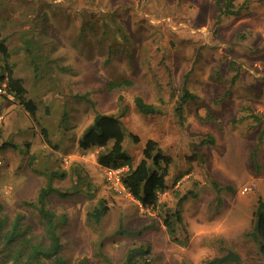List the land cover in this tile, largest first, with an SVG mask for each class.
Wrapping results in <instances>:
<instances>
[{"label":"rangeland","instance_id":"rangeland-1","mask_svg":"<svg viewBox=\"0 0 264 264\" xmlns=\"http://www.w3.org/2000/svg\"><path fill=\"white\" fill-rule=\"evenodd\" d=\"M218 1L225 4L0 0V39L36 105L32 119L14 97L0 94V146L16 145L0 147L7 224L20 216L26 234H44L39 208L25 201L55 171L52 184L68 193L50 192L45 205L59 222L66 264H129L128 250L138 247L148 250L147 264H203L230 250L241 261L225 264H264L248 236L264 199V0H232L221 15ZM124 80L130 83L107 87ZM184 84L193 96L181 122L174 109ZM135 96L160 112L140 113ZM97 113L120 114L138 135L123 143L133 165L148 138L172 156L157 207L141 206L107 180L96 161L101 148L78 146ZM99 198L109 209L100 222L88 221ZM179 203L172 238L163 218Z\"/></svg>","mask_w":264,"mask_h":264},{"label":"trees","instance_id":"trees-1","mask_svg":"<svg viewBox=\"0 0 264 264\" xmlns=\"http://www.w3.org/2000/svg\"><path fill=\"white\" fill-rule=\"evenodd\" d=\"M232 0L218 1L217 6L219 15L223 14L227 6H230ZM228 11V10H225ZM0 57L3 65L0 67V85L4 84L6 92L13 95L15 100L23 106L32 119L36 115L35 102L26 98V89L19 78L14 77L10 64L8 62L9 52L6 45L0 39ZM124 81H109L107 87L113 89L129 84ZM5 98L6 94H2ZM193 95L186 90V85L182 87V94L175 107V114L179 121L183 120V104ZM134 105L137 111L143 114H155L160 112V108L153 103L146 102L141 96L134 97ZM120 114L115 113H97L90 124H88L80 137L78 146L81 149L91 147L101 148L96 161L103 168H117L127 165V170L120 176V182L125 190L137 200L143 207H157L159 194L167 188V175L172 163V156L164 151L152 138L146 139L142 148V157L135 165L131 162V157L125 150L123 143L129 137L133 142H138L137 134L130 132L124 126ZM44 139L49 142L47 132L42 128ZM213 138L207 137L202 142L212 141ZM1 148L13 147L16 145L10 142H3ZM56 175L51 171L47 176L44 186H41L34 200L25 201L26 204L37 206L40 218L44 225V234L38 239L26 234L20 222V216H16L13 221L7 224V217L3 214V206L0 203V264H66L62 253L61 236L58 232V220L53 210L46 207L45 200L50 192H59L66 195L67 190L57 188L52 184V178ZM65 174L61 173L60 177ZM214 186L219 189L216 183ZM109 206L105 198H99L90 211L87 212V220L95 223L100 222L107 213ZM180 203L173 212L167 213L163 218V224L169 235L175 237V223L181 220ZM253 226L248 236L256 243L258 250L264 255V199L258 198L253 211ZM119 232H125L119 230ZM129 235H135L137 231H128ZM148 250L141 247L131 248L126 255V261L129 264H139L136 256L138 255L147 264L146 255ZM238 253L230 250L218 256H214L204 261L203 264H225L228 262H240Z\"/></svg>","mask_w":264,"mask_h":264},{"label":"built area","instance_id":"built-area-1","mask_svg":"<svg viewBox=\"0 0 264 264\" xmlns=\"http://www.w3.org/2000/svg\"><path fill=\"white\" fill-rule=\"evenodd\" d=\"M0 94H6L7 97L13 98L12 94L6 92L4 84L0 85ZM127 168H128L127 165L120 166V167H117V168H105V173H106L107 180L110 181L112 184H114V187L116 189H117V187H116V185H117L119 190L126 191L125 187L120 182V176H121V173L123 171L127 170ZM248 189H250V187L249 186H245V187L242 188V191L245 192Z\"/></svg>","mask_w":264,"mask_h":264}]
</instances>
